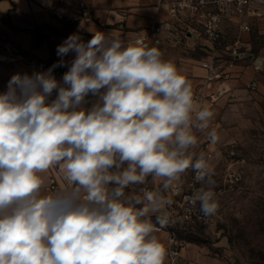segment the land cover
Instances as JSON below:
<instances>
[{
    "label": "clouds",
    "instance_id": "1",
    "mask_svg": "<svg viewBox=\"0 0 264 264\" xmlns=\"http://www.w3.org/2000/svg\"><path fill=\"white\" fill-rule=\"evenodd\" d=\"M56 54L47 70L14 74L0 93V264H165L149 217L169 225L165 193L187 170L202 185L191 205L205 218L219 210L210 158L191 151L214 113L142 40L73 33ZM254 64L264 68V57ZM57 67H67L60 80ZM208 138L217 143L214 129ZM53 169L62 186L44 194L41 174ZM149 176L161 186L126 194Z\"/></svg>",
    "mask_w": 264,
    "mask_h": 264
},
{
    "label": "rangeland",
    "instance_id": "2",
    "mask_svg": "<svg viewBox=\"0 0 264 264\" xmlns=\"http://www.w3.org/2000/svg\"><path fill=\"white\" fill-rule=\"evenodd\" d=\"M260 12L257 18L227 21L218 43L185 39L181 51L194 102L214 113L209 129L195 133L198 144L191 151L210 158L219 210L207 223H180L178 235L221 264H264V68L254 64L264 57V9ZM213 129L215 144L208 138ZM228 172L241 177L231 193L223 190ZM192 175L187 170L182 183ZM133 187L126 194H139L143 186Z\"/></svg>",
    "mask_w": 264,
    "mask_h": 264
},
{
    "label": "crops",
    "instance_id": "3",
    "mask_svg": "<svg viewBox=\"0 0 264 264\" xmlns=\"http://www.w3.org/2000/svg\"><path fill=\"white\" fill-rule=\"evenodd\" d=\"M175 1L178 0H0V93L6 91L14 74L27 73L28 63H47L49 67L55 64L60 59L56 54L57 46L73 33L90 37L97 32L111 34L118 36L125 45L142 40L149 47L158 48L162 58L172 61L185 76L184 61L187 59L181 52L185 40L174 46L170 41L177 32L173 30L169 34L167 31L172 26L167 6ZM155 27H161V31H153ZM11 46L21 49L26 60L4 63L2 59L10 54L8 48ZM73 56L70 53L64 59L70 61ZM66 71L67 67H57L54 75L60 80ZM88 99L90 107L95 98ZM41 175L47 188L44 194L53 193V184L61 188L63 182L56 169ZM161 183L149 176L142 186L155 191ZM131 189L134 187L127 188ZM149 218L160 227L155 224L154 215L150 214ZM155 234L167 248V233L163 230ZM176 264L221 263L201 247L189 245Z\"/></svg>",
    "mask_w": 264,
    "mask_h": 264
},
{
    "label": "built area",
    "instance_id": "4",
    "mask_svg": "<svg viewBox=\"0 0 264 264\" xmlns=\"http://www.w3.org/2000/svg\"><path fill=\"white\" fill-rule=\"evenodd\" d=\"M264 9V0H178L167 6L168 16L171 22V28L167 31L172 34L176 31L175 38L170 41L174 46H179L185 39H198L204 42L215 44L222 40L223 27L227 21H237L241 19H253L261 15L260 10ZM155 32H160L161 27H155ZM81 38L87 42L92 37L87 34H81ZM9 55L2 61L7 64H16L25 61L26 58L18 47L8 48ZM49 68L47 63H28L27 73L33 71H44ZM205 68H209L205 64ZM210 145L207 144L206 147ZM236 150L232 146L229 158L234 160ZM195 173L186 183L181 181L174 185V190L169 192L173 200L172 205L166 209L170 223L166 227H156L157 231H165L168 235L167 243V261L165 264H176L183 251L187 248V242L179 238L178 225L180 223H198L204 224L210 220L205 218L199 209V202L191 205L189 198L193 191L202 185L195 181ZM241 182L238 173L228 172L223 178L224 192H234ZM149 191H153L149 186H145ZM51 190L55 192L58 187L53 184Z\"/></svg>",
    "mask_w": 264,
    "mask_h": 264
}]
</instances>
